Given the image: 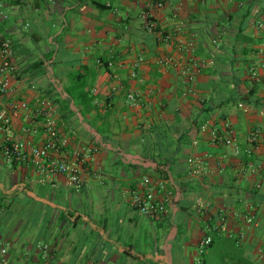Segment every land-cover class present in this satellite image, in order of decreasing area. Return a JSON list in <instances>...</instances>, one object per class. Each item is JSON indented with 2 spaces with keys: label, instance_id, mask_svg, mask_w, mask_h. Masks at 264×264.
Wrapping results in <instances>:
<instances>
[{
  "label": "crops",
  "instance_id": "0c3cea01",
  "mask_svg": "<svg viewBox=\"0 0 264 264\" xmlns=\"http://www.w3.org/2000/svg\"><path fill=\"white\" fill-rule=\"evenodd\" d=\"M148 15L171 41L145 30ZM260 25L264 0H0V44L11 42L17 68L3 102L29 106L13 119V138L42 145L40 114L53 111L59 158L83 169L76 188L0 154V264H264V141L249 143L253 130L264 134ZM164 57L174 60L168 68L157 64ZM192 60L208 65L196 70ZM181 66L196 70L195 94L184 96ZM224 123L239 156L200 131ZM204 157L210 173L192 176L190 160ZM145 176L174 191L156 219L131 207ZM206 235L213 241L200 257Z\"/></svg>",
  "mask_w": 264,
  "mask_h": 264
},
{
  "label": "built area",
  "instance_id": "2783aa9c",
  "mask_svg": "<svg viewBox=\"0 0 264 264\" xmlns=\"http://www.w3.org/2000/svg\"><path fill=\"white\" fill-rule=\"evenodd\" d=\"M24 1V0H21ZM157 7H163L164 3L157 2ZM180 7H176L174 10L175 17L179 12ZM145 30L149 34H157L164 42H169L172 39L170 34H164L157 23V21L151 17L146 16ZM182 23L178 24L177 29H181ZM264 28V25H260ZM179 49L182 52L193 54L196 50L195 44L191 41L183 46L182 41L179 42ZM143 61L140 56L132 63L131 78L136 79V70L139 68ZM193 68L196 70H202L207 67L206 61H193ZM174 63L172 57H164L157 60V64L161 68H168ZM114 62H107V67L113 68ZM180 73L185 80V83L189 86L184 91V96L188 94H195L191 85L195 84V71L190 67L181 66ZM17 68L14 63V52L10 41H4L0 44V154L7 161L13 160L26 161L35 165L38 170L46 176H54L57 174L64 175L68 178L70 183L79 188L82 182V166L81 161L76 159L75 161H63L59 158V144L63 143L60 139V134L57 128V120L53 111L44 110L41 112L45 118L43 124V131L47 137V140L42 145H35L30 140H15L12 134V122L20 112L29 111L28 103L16 99H10L7 103L3 102L4 98H8L11 92V82L16 77ZM251 76L255 81H259V75L255 70H251ZM118 88L113 87L112 91L117 92ZM138 95L135 93H129L127 95L128 102L132 105L139 103ZM244 107V105H240ZM33 135L38 134L39 130L33 126L29 130ZM201 133L208 135L209 141L213 145H224L231 147L234 150V155L239 156L240 150L235 134L234 128L229 123H224L222 127L203 125L200 128ZM262 141H264V134L261 130H253L249 135V143L252 148H255ZM250 153V152H249ZM210 158V157H209ZM209 160L204 158H195L190 160V174L195 177L206 176L210 173ZM174 199L173 189L167 186V182L160 181L154 183L148 176L142 178L139 186L132 192L131 207L140 215L145 217L156 219L167 213L169 205ZM198 212H203L202 208L198 209ZM223 219V216H221ZM243 219L248 228L257 226V219L253 215L246 214ZM208 227V226H207ZM210 229V227H208ZM245 236H240V241L244 240ZM212 237L206 235L198 244V253L200 257H203L207 249L212 244ZM239 243V242H238ZM46 249V247L44 248ZM6 249H1V254H6ZM260 257L264 259V250L260 252ZM197 264H201L199 260Z\"/></svg>",
  "mask_w": 264,
  "mask_h": 264
},
{
  "label": "trees",
  "instance_id": "16d2710c",
  "mask_svg": "<svg viewBox=\"0 0 264 264\" xmlns=\"http://www.w3.org/2000/svg\"><path fill=\"white\" fill-rule=\"evenodd\" d=\"M202 124H203V123H202ZM165 167H167V165H165ZM166 169H167V168H166ZM168 172H169V170L167 169V170H166V173H168ZM165 175H166V174H165ZM167 177H168V176H167Z\"/></svg>",
  "mask_w": 264,
  "mask_h": 264
}]
</instances>
